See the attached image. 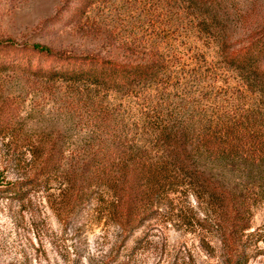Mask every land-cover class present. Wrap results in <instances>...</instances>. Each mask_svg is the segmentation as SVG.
<instances>
[{
  "label": "rangeland",
  "instance_id": "374dc122",
  "mask_svg": "<svg viewBox=\"0 0 264 264\" xmlns=\"http://www.w3.org/2000/svg\"><path fill=\"white\" fill-rule=\"evenodd\" d=\"M84 2L0 0V264H223L234 218L244 264H264V54L260 77L233 62L264 40V0ZM34 45L157 72L47 76L63 62ZM177 154L224 201L182 171L151 190Z\"/></svg>",
  "mask_w": 264,
  "mask_h": 264
},
{
  "label": "trees",
  "instance_id": "16d2710c",
  "mask_svg": "<svg viewBox=\"0 0 264 264\" xmlns=\"http://www.w3.org/2000/svg\"><path fill=\"white\" fill-rule=\"evenodd\" d=\"M85 1V2H84ZM89 0H81L84 2L82 6V10L85 7L86 2ZM81 8H79L80 10ZM33 48L38 49L40 52L45 53L46 55H51L50 51L40 47L38 45H34ZM261 54H264V40L253 41L250 45L244 46L241 49H238L233 55V62H235L239 67V70H242L246 74V77L255 78L256 76L261 75L259 73V64L258 59ZM51 56L56 57V61H62L61 65H58V68H51L49 70H44L39 68L41 73L46 74L47 76H57L62 77L64 79L76 80L83 77L92 78L95 80H99V82L108 83L111 85H117V83L121 84V86L128 85L132 83V81H147L150 80L157 72V67L155 63L147 62L138 65H117L110 60H101L98 64L102 66L98 67L96 63H93L95 60H92L89 57H77V56H63L61 54ZM81 60L79 64L76 61ZM89 60V61H87ZM91 60V61H90ZM89 67H86L85 66ZM261 72V71H260ZM253 74V76H249ZM260 74V75H259ZM132 79V80H131ZM160 166H152L148 169L149 175V184L151 190H158L160 186L164 185L172 186L174 179L176 177V173L179 175V171H182V178L184 179L183 187L186 190L191 192H195L192 190V183L190 179L197 180L200 182L201 186L205 187L207 190V194L211 196V199L217 198L219 203L224 201V193L223 191L213 185L210 181L206 179V177L201 173H195V170L191 169V165L189 164L188 158L185 159L182 156H177L174 158V161L171 163H159ZM103 179L105 180L106 187H115L113 180L115 177L112 175L106 174ZM21 184V183H20ZM8 190L13 193H19V183H11L8 185ZM240 212V211H239ZM241 213H239V216ZM237 216V215H236ZM238 217V216H237ZM203 218H198L200 222L208 221ZM234 218V226L232 227V233H228L227 235H220V243H221V253H225L222 255L223 264H244L246 256L245 246L241 242V237L237 236V233L242 234L243 231L248 230L245 225L235 220ZM248 236H255L256 232L248 231L246 233ZM242 236V235H241ZM259 240V238H257ZM121 264H127L121 263Z\"/></svg>",
  "mask_w": 264,
  "mask_h": 264
}]
</instances>
